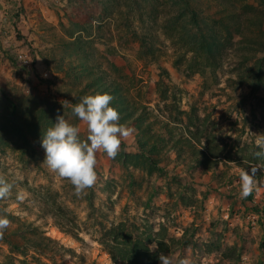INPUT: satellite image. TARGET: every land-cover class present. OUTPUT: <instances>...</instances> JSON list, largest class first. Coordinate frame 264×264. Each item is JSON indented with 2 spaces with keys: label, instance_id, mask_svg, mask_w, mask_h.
Masks as SVG:
<instances>
[{
  "label": "rangeland",
  "instance_id": "374dc122",
  "mask_svg": "<svg viewBox=\"0 0 264 264\" xmlns=\"http://www.w3.org/2000/svg\"><path fill=\"white\" fill-rule=\"evenodd\" d=\"M207 1L195 3L201 15L213 13L215 6ZM173 2L0 0V175L13 185L10 196L0 200V216L12 217L6 231L29 224L54 241L49 251L30 248L22 255L9 252L0 240V264H115L108 245L126 249L134 241L147 248L145 264H160L158 241L171 264H264V169L252 165L261 168L258 190L243 199L238 174L246 165L245 150L256 145L255 135H264V83L258 89L238 84L229 55L214 76L186 72L184 65L177 69L178 51L162 31L175 13ZM142 35L152 43L156 62L140 59ZM161 68L167 72L166 102L156 85ZM89 70L121 85L131 102L146 105L159 118L177 108L194 110L208 121L203 143L218 146L221 162L204 172L192 166L190 155L177 158L166 148L158 164L162 170L149 175L123 169L99 151L96 183L77 195L68 180L43 164L42 140L13 135L2 94L13 101L25 98L32 109L39 107L36 97H51L59 107L55 123L64 115L80 127L83 140L86 126L63 101L74 104L80 86L72 75L85 80ZM137 148L132 131L120 150Z\"/></svg>",
  "mask_w": 264,
  "mask_h": 264
},
{
  "label": "trees",
  "instance_id": "16d2710c",
  "mask_svg": "<svg viewBox=\"0 0 264 264\" xmlns=\"http://www.w3.org/2000/svg\"><path fill=\"white\" fill-rule=\"evenodd\" d=\"M173 1L175 13L170 14L165 20L162 31L174 49L178 51L174 60V66L177 69L184 65L186 72L198 73L203 77H208L209 73L214 76L222 65V59L229 55L239 78L238 84H244L253 89L262 86L264 83V0H256L257 5L251 4V0H227L219 5L208 0L207 6H215L212 15H201L200 9L195 5L201 0ZM133 36H137L135 32ZM138 43L141 60L153 62L158 60L154 55L152 43L145 35L139 38ZM188 54L190 56L187 59ZM86 74L85 80L81 79L82 74L73 73L72 75L74 82L80 86L79 98L74 101V104L79 103L80 98L86 95L108 93L114 97L111 106L120 113V123L136 132L137 152L126 153L121 149L113 159L123 169L140 168L149 175L160 172L162 169L158 164L166 148L176 151L177 158L190 155L192 166L202 167L204 172L221 162L222 153L218 146L216 144L212 146L213 142L210 141L209 144L203 143L209 135L208 121H202L193 112L194 110L187 113L177 108L174 115L170 114L167 117L161 115V119L149 111L146 105L131 102L126 96V90L118 83L104 80L93 70L87 71ZM159 76L161 79L156 84L159 98L166 102L169 99L164 78L167 72L161 68ZM2 96L4 102L5 100L6 103L8 102L7 112L12 118L11 128L14 136L19 135L23 139L31 136L42 140L44 131L54 125V115L59 112V107L51 97H36L39 107L32 109L28 107L25 98L13 101L6 95L2 94ZM185 119H187L186 122ZM154 123L158 125V129ZM178 127L182 131L180 130L178 135H173V130ZM194 127L195 131H192ZM3 141L4 137H0V142ZM256 151H259L256 145L245 150L241 159L243 165L246 164L244 169L258 164L264 169V159L257 158L254 155ZM260 176L261 174L257 179ZM1 216L12 220L11 215L7 213L1 212ZM5 231L0 240L11 253L24 255L30 248L37 253L52 249L51 244L54 241L43 234H37L35 228L29 224L17 226L6 233ZM158 242L159 251L166 254L167 248L162 249L163 242ZM129 246H131L128 247L129 249H125L119 244L108 245L110 259L115 264H145L144 260L149 256L144 252L147 248L140 247L138 241L131 242Z\"/></svg>",
  "mask_w": 264,
  "mask_h": 264
},
{
  "label": "clouds",
  "instance_id": "9594fccd",
  "mask_svg": "<svg viewBox=\"0 0 264 264\" xmlns=\"http://www.w3.org/2000/svg\"><path fill=\"white\" fill-rule=\"evenodd\" d=\"M113 99L108 93H96L81 97L80 102L76 104L63 101V106H71L73 115L86 126V139L80 138V127L69 123L64 115H58L57 122L43 133V164H46L52 173L68 180L77 195L96 183L97 152L103 151L109 158L115 159L120 151L122 139L127 138L133 131L120 123V113L111 106ZM255 136L259 151L254 155L264 159V135ZM258 171H261V168L257 166L239 169L240 198H247L254 190H258L255 179ZM12 187L5 176L0 175V200L10 196ZM10 223L6 216H0V238ZM158 259L160 264H171L169 257L164 254H160Z\"/></svg>",
  "mask_w": 264,
  "mask_h": 264
},
{
  "label": "built area",
  "instance_id": "2783aa9c",
  "mask_svg": "<svg viewBox=\"0 0 264 264\" xmlns=\"http://www.w3.org/2000/svg\"><path fill=\"white\" fill-rule=\"evenodd\" d=\"M253 223H254V221H253Z\"/></svg>",
  "mask_w": 264,
  "mask_h": 264
}]
</instances>
